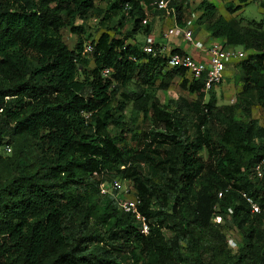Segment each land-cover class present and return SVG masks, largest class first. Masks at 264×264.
<instances>
[{"label": "trees", "instance_id": "obj_1", "mask_svg": "<svg viewBox=\"0 0 264 264\" xmlns=\"http://www.w3.org/2000/svg\"><path fill=\"white\" fill-rule=\"evenodd\" d=\"M152 1L0 0V148L34 152L28 168L14 165L0 183V264H264V217L245 200L264 209V163L260 178L253 173L264 127L250 116L253 106L264 113L263 22L225 19L197 3L192 26L205 23L210 40L245 53L235 65L236 102L218 106L203 77L189 82L167 58L126 43L151 32ZM188 1L168 0L178 28ZM240 8L223 4L229 16ZM119 14L130 22L123 35H86L88 16L103 25ZM174 78L194 100L178 97L166 112L155 92ZM139 115L146 132L133 126ZM113 178L130 183L146 235L113 197L99 195L98 184ZM214 216H228L235 251Z\"/></svg>", "mask_w": 264, "mask_h": 264}, {"label": "rangeland", "instance_id": "obj_2", "mask_svg": "<svg viewBox=\"0 0 264 264\" xmlns=\"http://www.w3.org/2000/svg\"><path fill=\"white\" fill-rule=\"evenodd\" d=\"M201 0H189L187 3V9L183 12V19L184 22L190 21L191 18L196 17L197 11L196 6L197 3H199ZM211 2L213 5L216 6V13L223 12L224 15L229 16L225 11L223 10V1L222 0H206ZM260 4H262L260 6ZM99 9H103L104 5H98ZM236 19H241L244 21H254L259 22L262 20L263 26H264V0H247L245 5L242 6L241 10L235 13ZM146 23H148L151 27V30L154 31V25L158 26L161 21V19H156L155 15L153 13H147L146 15ZM231 16V15H230ZM121 15L114 16L109 22L99 25L98 20L99 18H96L94 15L88 16V19L83 23L86 35L90 37V40H95L100 33L107 32L111 37H117L116 32L120 33V35H123L125 31H127L130 27V22L124 18L120 19ZM198 17V16H197ZM121 21L122 28L116 29L117 23ZM157 23V24H156ZM80 22L76 20L74 22V25H79ZM186 24V23H183ZM193 24V23H192ZM202 25V31L204 30L206 24L205 23H199L195 25L201 26ZM144 26V25H143ZM194 26V24H193ZM191 27L195 29V27ZM142 29V28H141ZM116 30V31H115ZM166 30V29H165ZM164 31V29H163ZM160 32V31H159ZM158 32V33H159ZM62 39L68 49H70L73 45L74 37L71 36L67 29H62L61 31ZM160 41V39H157ZM145 42V35H142L141 32L137 33L133 40H127L126 43L135 45H143ZM238 48V47H235ZM239 49V48H238ZM236 63H233L232 65L228 66L225 70V74L223 77V81L220 85H218L216 88L213 89V93L216 98V104L218 106L220 105H231L236 102V95L240 90V82L238 80L237 75V67H235ZM91 68V65H89L88 69ZM180 79L174 78L168 88L164 91L157 90L155 92V100L158 103V105L165 110L166 112H171L174 107V102L178 97L184 98L187 102H191L194 100V95L188 94L185 91L181 90L179 88ZM158 85V82L154 85L156 87ZM130 104L125 105V109L123 111V119L125 123L132 122V116L130 113ZM250 116L252 119L256 120L258 125L261 127H264V113L261 111V109L258 106L251 107ZM238 117V116H237ZM133 126L136 129V132H146L147 129L150 127V122L148 120H142L141 116L139 115L137 118H135ZM10 149V152H5L3 147L0 148V183L3 181L5 173L7 171L11 170L14 165H20L21 167L28 168L34 161V152L33 149L30 147H24V149L21 151V153L18 154V156H14V150L13 147L10 145H7ZM200 157H203V154L200 153ZM220 217V216H219ZM212 221H214L212 219ZM214 223V222H213ZM220 224L223 225V227H220L219 231L223 233L226 237V239L235 241L236 243H239V236L231 226L229 222L228 216H225L223 219L220 217ZM264 230V227H263Z\"/></svg>", "mask_w": 264, "mask_h": 264}, {"label": "built area", "instance_id": "obj_3", "mask_svg": "<svg viewBox=\"0 0 264 264\" xmlns=\"http://www.w3.org/2000/svg\"><path fill=\"white\" fill-rule=\"evenodd\" d=\"M150 10L159 13L160 17L169 20L171 23V27L162 33L161 37L163 39H168L178 32L183 42L189 46H194L201 53V58H194L188 54H169V49L164 45L156 44L157 48L154 50L152 45L155 44V41L152 36L145 37V42L141 47L142 51L152 56L157 55L167 58V67L183 70L184 78L189 82L197 81L203 77V93L220 85L227 67L241 61L245 56V53L241 49L223 47L221 42L210 41L207 44L196 42L193 39V30L191 29L194 18H191L188 22H184L183 19L182 23L186 24H183L182 28H178L176 25L175 9L169 5L168 0L152 1ZM141 25H145V20L141 21ZM84 49L87 53L91 52V47L88 43L85 44ZM107 74L106 70L101 72L103 77ZM3 149L5 152L10 151L8 146H4ZM263 163L264 157L258 165L253 167V173L256 178H260L261 176L260 166ZM98 193L100 196L109 195L113 197L117 209L123 213L131 214L139 224V232L146 235L147 225L144 218L137 212L139 200L135 197L130 183L116 178L110 181H103L98 184ZM217 197H220V194ZM242 197H244V194H242ZM245 200L249 205L251 214H261L264 217V209H260L248 198H245ZM212 219L214 220L212 221L214 224H220L219 216H214ZM226 244L231 251H235L236 246L234 241L226 239Z\"/></svg>", "mask_w": 264, "mask_h": 264}, {"label": "crops", "instance_id": "obj_4", "mask_svg": "<svg viewBox=\"0 0 264 264\" xmlns=\"http://www.w3.org/2000/svg\"><path fill=\"white\" fill-rule=\"evenodd\" d=\"M222 1H223V4L224 3H231L233 6L240 5V7L242 8V6L245 5V3H246L247 0H245L244 3H238L237 0H222ZM209 3H211V2H209ZM261 5L262 4H260V6ZM222 7H223V5H222ZM215 8H216V6H215ZM241 8H240V10H241ZM237 12H235V13H237ZM235 13L232 14L231 16H227V18H229V19L230 18H235L236 17ZM217 14H219L220 16H222L223 18L226 19V16L224 15L223 12L222 13L221 12H218ZM155 18L156 19H161V21L159 22L160 24L158 26H155L154 25V31L151 30V32L149 33V35H147V36H152L154 38L155 44L164 45L169 50L170 49H174V48L175 49H178L181 52H183L184 54H188V55H190V56H192L194 58H201V53L197 49H195L194 46H189L185 42H183L181 40L180 35H179L178 32H176L174 34V36H172V37H170L168 39H163L161 37V35L165 31V29H168V28L171 27V23H170L169 20L163 19L162 17H160V14L159 13L158 14L155 13ZM201 28H202V25L199 28L194 29V31H193L192 36H193V39L196 42L203 43V44H207L210 41L220 42L218 40H210L204 30H203V32H201L202 31ZM163 29H164V31H163ZM145 37H146V35H145ZM157 39H160V41H158Z\"/></svg>", "mask_w": 264, "mask_h": 264}]
</instances>
